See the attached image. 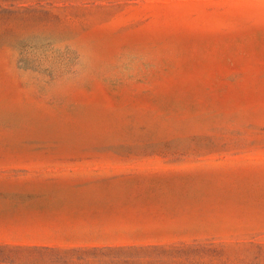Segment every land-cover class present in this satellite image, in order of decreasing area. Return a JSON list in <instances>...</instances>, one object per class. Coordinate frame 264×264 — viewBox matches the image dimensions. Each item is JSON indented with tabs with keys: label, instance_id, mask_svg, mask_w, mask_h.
Segmentation results:
<instances>
[{
	"label": "rangeland",
	"instance_id": "obj_1",
	"mask_svg": "<svg viewBox=\"0 0 264 264\" xmlns=\"http://www.w3.org/2000/svg\"><path fill=\"white\" fill-rule=\"evenodd\" d=\"M0 264H264V0H0Z\"/></svg>",
	"mask_w": 264,
	"mask_h": 264
}]
</instances>
